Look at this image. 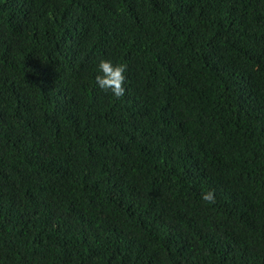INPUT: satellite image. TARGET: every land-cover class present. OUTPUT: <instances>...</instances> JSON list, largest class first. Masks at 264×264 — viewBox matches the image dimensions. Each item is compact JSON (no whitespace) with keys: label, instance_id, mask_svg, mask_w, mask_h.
Returning <instances> with one entry per match:
<instances>
[{"label":"trees","instance_id":"1","mask_svg":"<svg viewBox=\"0 0 264 264\" xmlns=\"http://www.w3.org/2000/svg\"><path fill=\"white\" fill-rule=\"evenodd\" d=\"M0 264H264V0H0Z\"/></svg>","mask_w":264,"mask_h":264},{"label":"clouds","instance_id":"2","mask_svg":"<svg viewBox=\"0 0 264 264\" xmlns=\"http://www.w3.org/2000/svg\"><path fill=\"white\" fill-rule=\"evenodd\" d=\"M126 65L114 63L110 59H101L97 66L95 75L96 86L110 93L114 98H120L125 95ZM201 199L210 204H214L216 197L214 191L201 192Z\"/></svg>","mask_w":264,"mask_h":264}]
</instances>
